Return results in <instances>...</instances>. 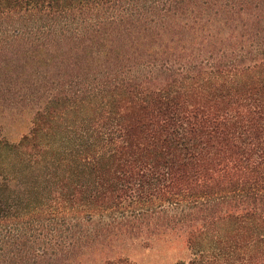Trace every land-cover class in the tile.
<instances>
[{
	"label": "trees",
	"instance_id": "obj_1",
	"mask_svg": "<svg viewBox=\"0 0 264 264\" xmlns=\"http://www.w3.org/2000/svg\"><path fill=\"white\" fill-rule=\"evenodd\" d=\"M161 244L264 264V0H0V264Z\"/></svg>",
	"mask_w": 264,
	"mask_h": 264
},
{
	"label": "rangeland",
	"instance_id": "obj_2",
	"mask_svg": "<svg viewBox=\"0 0 264 264\" xmlns=\"http://www.w3.org/2000/svg\"><path fill=\"white\" fill-rule=\"evenodd\" d=\"M189 254L188 249H181V247L170 244L154 247L150 245L149 247H138V250L131 254V260L134 264H178L180 259L189 258ZM91 264H104V262L96 260Z\"/></svg>",
	"mask_w": 264,
	"mask_h": 264
}]
</instances>
